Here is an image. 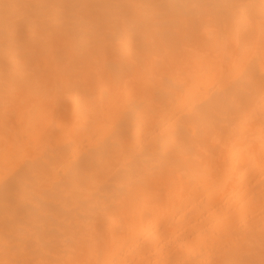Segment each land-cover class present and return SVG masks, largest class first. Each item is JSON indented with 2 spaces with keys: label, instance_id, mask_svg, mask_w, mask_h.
I'll list each match as a JSON object with an SVG mask.
<instances>
[{
  "label": "bare ground",
  "instance_id": "bare-ground-1",
  "mask_svg": "<svg viewBox=\"0 0 264 264\" xmlns=\"http://www.w3.org/2000/svg\"><path fill=\"white\" fill-rule=\"evenodd\" d=\"M0 227V264H264V0H0Z\"/></svg>",
  "mask_w": 264,
  "mask_h": 264
},
{
  "label": "rangeland",
  "instance_id": "rangeland-1",
  "mask_svg": "<svg viewBox=\"0 0 264 264\" xmlns=\"http://www.w3.org/2000/svg\"><path fill=\"white\" fill-rule=\"evenodd\" d=\"M4 227V226H3ZM0 229H2V227H0Z\"/></svg>",
  "mask_w": 264,
  "mask_h": 264
}]
</instances>
